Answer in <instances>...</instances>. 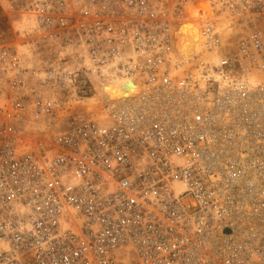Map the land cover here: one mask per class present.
Returning a JSON list of instances; mask_svg holds the SVG:
<instances>
[{"label":"built area","instance_id":"1","mask_svg":"<svg viewBox=\"0 0 264 264\" xmlns=\"http://www.w3.org/2000/svg\"><path fill=\"white\" fill-rule=\"evenodd\" d=\"M207 1L186 57L196 0H0V264H264V0Z\"/></svg>","mask_w":264,"mask_h":264},{"label":"bare ground","instance_id":"2","mask_svg":"<svg viewBox=\"0 0 264 264\" xmlns=\"http://www.w3.org/2000/svg\"><path fill=\"white\" fill-rule=\"evenodd\" d=\"M196 3L198 5L199 11H201L202 13L197 14L194 8L189 7L186 10V14L187 19H190L191 23L182 25V27H180L176 32L177 39L178 37H180L177 42V48L181 52V54L186 57H190V54L195 53L197 48L201 44V40L198 37V21L210 16V9L207 0H196ZM171 75H174L173 71L171 72ZM139 90L140 85L135 86L131 83V81L126 83L122 82L115 84H105L103 85L101 92L99 91V96L101 97V99L100 97H95L93 99L89 98V100L82 103L70 102L65 107V110H67L68 112L64 111V109L61 111H56L59 115L57 119L68 117L71 115H75L76 117L78 116V118H81L83 116H87V114L96 113V105L97 103H101L103 98H106L108 100V105H110L112 102H119V100H128L130 97L135 96L137 93H139ZM24 145L25 143H23L22 145L21 139H19L17 147L18 151L23 150Z\"/></svg>","mask_w":264,"mask_h":264},{"label":"rangeland","instance_id":"3","mask_svg":"<svg viewBox=\"0 0 264 264\" xmlns=\"http://www.w3.org/2000/svg\"><path fill=\"white\" fill-rule=\"evenodd\" d=\"M22 31L23 28L14 24L0 9V45L16 43L18 41L16 38L17 33Z\"/></svg>","mask_w":264,"mask_h":264}]
</instances>
